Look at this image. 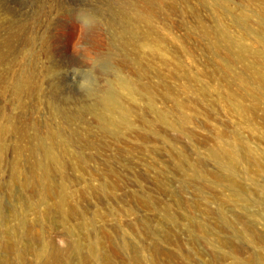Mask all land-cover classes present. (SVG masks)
I'll return each mask as SVG.
<instances>
[{"label": "rangeland", "instance_id": "374dc122", "mask_svg": "<svg viewBox=\"0 0 264 264\" xmlns=\"http://www.w3.org/2000/svg\"><path fill=\"white\" fill-rule=\"evenodd\" d=\"M123 1L0 0V264H264V0L165 6L160 32L136 34L144 46L110 26ZM110 91L130 128L102 130ZM242 143L257 161L244 156L232 184L212 151Z\"/></svg>", "mask_w": 264, "mask_h": 264}, {"label": "bare ground", "instance_id": "6f19581e", "mask_svg": "<svg viewBox=\"0 0 264 264\" xmlns=\"http://www.w3.org/2000/svg\"><path fill=\"white\" fill-rule=\"evenodd\" d=\"M119 1H121V0H118V2ZM131 1V0H130ZM130 1H127L125 4H123V5H120V8H119V13H117L116 14V12H118V10L115 12L114 10H111V14H109V17H111V19L109 20V23H110V26H112V27H116V26H119L120 27V32H121V34H122V36L124 37L123 38V40H124V42H123V44L124 45H129V44H132L133 43V41H134V44H136V46H144L143 45V42L142 41H137V39L135 40V38H136V34H139V35H141L143 38H145L146 40L145 41H147V39H150V38H152V37H150L149 38V36L154 32V31H158L159 30V32H160V29H158L157 28V24L155 25V23H154V20H156L155 18H157V17H161L162 15H164V14H166L167 13V11H166V7L167 6H169V7H171V5H172V7L174 6H176V8H177V4L179 3V2H187V4H188V1H193V2H196L197 4H203V3H207V2H214V3H212V4H216L215 5V7L214 8H218V7H216V6H221V4L220 3H225V1L223 2V0H136V3L134 2V3H132V2H130ZM134 1V0H133ZM115 2H113L112 3V5L114 4ZM191 3V2H190ZM119 4V3H118ZM121 4H122V2H121ZM182 5V4H181ZM207 5V4H206ZM166 6V7H165ZM183 6V5H182ZM199 6V5H198ZM204 6V5H203ZM202 6V7H203ZM212 6H214V5H212ZM223 6V5H222ZM228 6H230V5H228ZM228 6H227V2L225 3V6H224V9L223 10H227L228 11ZM113 8V7H112ZM111 8V9H112ZM115 8V7H114ZM181 8V7H180ZM180 8L178 7V9L180 10ZM184 8H185V6H184ZM210 8V7H209ZM213 8V7H212ZM222 8V7H221ZM231 8V7H230ZM110 9V8H109ZM187 9V8H186ZM211 9V8H210ZM169 10H171L170 8H169ZM177 10V9H176ZM176 10H175V13H176ZM179 10H177V11H179ZM188 10V9H187ZM191 10H193V9H191ZM190 10V11H191ZM201 10V9H200ZM218 11V10H217ZM217 11H216V13H217ZM186 12V11H185ZM184 12V13H185ZM214 12V14H215V10L213 11ZM222 12H224V11H222ZM230 12V11H229ZM172 13V12H171ZM179 13H180V11H179ZM193 13H195V12H193ZM211 13V12H210ZM225 13V12H224ZM227 13V12H226ZM242 13H244V12H242ZM242 13L240 14V15H242ZM169 14V13H168ZM173 14V13H172ZM182 14V13H181ZM186 14V13H185ZM184 14V15H185ZM189 14V13H188ZM188 14H187V16H188ZM192 14V13H191ZM195 14H198V10H196V13ZM200 14H201V12H200ZM223 14V13H222ZM230 14V13H229ZM231 14H233L232 12H231ZM111 15V16H110ZM169 15H171V14H169ZM169 15H167V16H169ZM202 15V14H201ZM201 15H200V17H201ZM227 15V14H226ZM237 15V14H236ZM194 16V15H193ZM211 16H215V15H213V13L211 14ZM221 16H223V15H221ZM231 16H234V14L233 15H231ZM238 16V15H237ZM160 17H159V19H160ZM218 17V16H217ZM228 17H229V15H228ZM249 15L248 14H244L242 17L240 16V18L241 19H239V23H241V25H243L244 26V28H245V34H246V32L249 30V27H248V25H249ZM77 19H78V21H79V23L80 24H82L83 26H86L87 27V30L88 31H90V30H93V28H95V25L97 24V20L95 19V17L92 15V14H88V13H78V15H77V17H76ZM195 18H196V16H195ZM220 18V17H219ZM251 18V17H250ZM204 19V18H203ZM213 19V18H212ZM216 19V18H215ZM220 19H222V18H220ZM234 19H236V17H234ZM219 20V19H218ZM224 20V19H223ZM202 21V20H201ZM237 21V20H236ZM157 22V21H156ZM216 22V21H215ZM220 22V21H219ZM158 23V22H157ZM204 23V22H203ZM222 23V22H221ZM220 23V24H221ZM200 24V23H199ZM238 24V23H237ZM197 25V24H196ZM212 25V24H211ZM215 25H216V23H215ZM223 25V24H222ZM240 25V24H239ZM202 26V25H201ZM227 26V25H226ZM85 27V28H86ZM197 27V26H196ZM196 27H194L195 29H196ZM199 27V26H198ZM203 27H207L206 25L204 26V24H203ZM212 27V26H211ZM210 27V28H211ZM214 27V26H213ZM261 27V29H262V32L264 33V25H261L260 26ZM193 28V29H194ZM209 28V27H208ZM223 30H224V34H225V37L226 38H228L229 40H231L232 41V43H231V45L232 46H234L236 49H237V51H238V49H240L242 52L243 51H245V50H248L249 49V47H248V45L245 43V41L244 40H242L241 38H232L231 36H230V34H229V32L227 31V30H229V29H227V30H225L224 29V27H221ZM228 28V27H227ZM112 29V28H111ZM201 29V28H200ZM204 29V28H203ZM222 29L220 30V31H222ZM118 30V31H119ZM197 30V29H196ZM202 30V29H201ZM200 30V31H201ZM208 31H209V29H207ZM215 29H213V31H214ZM244 30V29H243ZM114 31V30H113ZM116 31V30H115ZM205 31V30H204ZM204 31H203V33H204ZM216 32H217V30H216ZM244 32V31H243ZM115 33H117V32H115ZM155 33V32H154ZM153 33V34H154ZM206 33V32H205ZM204 33V34H205ZM120 34V33H119ZM156 34V33H155ZM202 34V33H201ZM206 34H208L209 35V33H206ZM205 34V35H206ZM213 33L211 32V35H212ZM223 34V33H222ZM224 34H223V36L221 35L220 37H224ZM2 35V29H0V36ZM138 35V36H139ZM215 35V34H214ZM151 36H153V35H151ZM162 36V35H161ZM207 36V35H206ZM217 36H218V34H217ZM209 37V36H208ZM216 37V36H215ZM215 37H213L214 39H215ZM224 37V38H225ZM137 38H139V37H137ZM142 38V39H143ZM157 38V37H156ZM159 38H161V37H159ZM158 38V39H159ZM211 38V37H210ZM223 38V39H224ZM151 40H153V39H151ZM161 40V39H160ZM211 40H213V39H211ZM226 40V39H225ZM7 41V38L6 39H4V40H0V45L2 44V42H6ZM9 41V40H8ZM154 41H155V39H154ZM159 41V40H158ZM158 41H156L157 43H149V44H152L156 49H157V47H159V49H160V46H158ZM142 42V43H141ZM152 42V41H151ZM160 42V41H159ZM210 42V41H209ZM213 42V41H212ZM215 42H217V40L215 41ZM222 42V41H221ZM227 42H228V40H227ZM161 43V42H160ZM218 43H220V42H217V44ZM224 43V42H223ZM222 43V44H223ZM9 44L11 45V46H13V44H11L10 42H9ZM133 44V45H134ZM148 44V43H147ZM216 44V43H215ZM227 44V43H226ZM123 45V46H124ZM212 45V44H211ZM228 45V44H227ZM263 45H264V40H263ZM130 46V45H129ZM135 46V45H134ZM133 46V47H134ZM150 46V45H149ZM157 46V47H156ZM208 46H209V43H208ZM223 46H226V45H223ZM222 46H220V48H221ZM226 47H228V46H226ZM226 47H225V49H226ZM234 47H232V48H234ZM128 48V47H127ZM139 48V47H138ZM137 48V49H138ZM141 48V47H140ZM139 48V49H140ZM219 48V47H218ZM10 50H13V48L12 47H10L9 48ZM133 49V48H132ZM143 48H141V50H142ZM150 49H152V48H150ZM211 49V48H210ZM216 49V48H215ZM215 49H211L212 51H214ZM229 49H231V47L229 46ZM153 50H154V48H153ZM136 51V50H135ZM144 51V50H143ZM143 51H142V53H143ZM155 51V50H154ZM220 51V50H219ZM228 51V50H227ZM231 51H232V49H231ZM230 51V52H231ZM141 52V51H140ZM156 52V51H155ZM229 52V51H228ZM234 52V51H233ZM213 53H215V52H213ZM232 53V52H231ZM230 53V54H231ZM240 53V52H239ZM137 54V56H139L138 54H140V53H136ZM215 54H217V53H215ZM228 54V53H227ZM233 54V53H232ZM141 55H143V54H141ZM143 56H146V55H143ZM233 55H231V57H232ZM235 56H236V53H235ZM239 56V55H238ZM155 57V56H154ZM234 57V56H233ZM242 57H243V55H242ZM229 58H230V56H229ZM244 58V57H243ZM0 59H1V54H0ZM140 59H141V56H140ZM145 59H147L146 57H145ZM142 60H143V58H142ZM141 61V60H140ZM147 61V60H146ZM2 62V61H1ZM150 62V61H149ZM140 63V62H139ZM143 63V62H142ZM136 64H138L137 63V61H136ZM149 64V63H148ZM106 66V65H105ZM103 67V66H102ZM229 67V66H228ZM228 67H227V71H228ZM109 68V67H108ZM111 68V67H110ZM109 68V69H110ZM112 69H113V67H112ZM114 69H115V67H114ZM106 70H108V69H106ZM111 70V69H110ZM119 71V70H118ZM115 72V71H114ZM116 75L118 74V73H115ZM111 75V74H110ZM0 76H1V74H0ZM119 76V75H118ZM110 77V76H109ZM108 77V78H109ZM116 77V76H115ZM123 77V76H122ZM258 77H260L261 78V80H264V74H259L258 75ZM115 78H113V80H114ZM119 79V78H118ZM112 80V79H111ZM122 80V79H121ZM128 80V79H127ZM117 82V81H116ZM121 82V81H120ZM118 83H119V81H118ZM143 83V82H142ZM111 84H113V83H110V85ZM145 84V83H144ZM109 85V86H110ZM114 85V84H113ZM119 85L121 86V85H123L125 88H124V90H126V91H124V92H126V93H128V97L129 96H131V97H136V89L138 88L137 86H139L140 84H139V82H138V84H137V86H136V84L135 83H133V82H131L130 80H128V81H126V82H121V84L119 83ZM123 86H122V88H123ZM108 87V86H107ZM111 87V86H110ZM122 88H120V89H122ZM142 87H140V89H141ZM143 88H145V87H143ZM147 88V87H146ZM103 91L105 90V89H102ZM106 90H107V88H106ZM119 90V89H118ZM147 90V89H146ZM108 91V90H107ZM138 91V90H137ZM250 91V90H249ZM100 92V91H99ZM263 92H264V90H263ZM102 93V92H101ZM103 94V93H102ZM100 94V99H99V105L98 106H102L103 107V109L106 111V113H108V114H105L104 112H103V110H102V112L104 113V115H106V116H103L104 118H103V123H102V125H100L101 127H103L102 128V130H106V131H109V133H110V131H116V132H118L120 129H123V128H130L131 127V125H133L132 123V120H131V117H130V113H129V111H130V109H129V107H127V104L126 105H124L125 103H123V101H122V98H121V96H119L120 94L118 93V92H113V91H110V92H107V93H105V94ZM124 95H126V94H124ZM98 96V95H97ZM126 97H127V95H126ZM152 99L153 97H149V99ZM98 99V98H97ZM97 101V100H96ZM151 102H152V100H150ZM96 103V102H95ZM97 104H95V106H96ZM88 106V105H87ZM91 106V105H90ZM95 106H93L94 107V109H95V111H97L96 109L97 108H99V107H96L95 108ZM89 107V106H88ZM86 108V107H85ZM90 108V107H89ZM154 109V108H153ZM92 110V109H91ZM101 110V109H100ZM132 111V110H131ZM79 112V111H78ZM99 112H101V111H99ZM101 112V113H102ZM96 113V112H95ZM100 114V113H99ZM158 114H159V117L161 118V119H163L164 121L166 120V115L163 113V111L161 112V110L158 112ZM101 115V114H100ZM96 116H98V115H96ZM97 118V117H96ZM99 118H101V117H99ZM161 119H159V120H161ZM101 121H102V119H100ZM165 122H167V121H165ZM57 135V133H52V136H56ZM242 147H243V153H241L240 152V150L234 145V144H222V145H219L216 149H214L213 151H212V156L215 158V160L217 159V160H219L220 161V163L222 164V168H223V166L224 167H226L228 170H229V174H230V176H229V178H230V181L232 182V184H234V183H236L237 182V179H236V177H235V170H236V167L238 166V164L242 161V159H243V157L244 156H248V157H252L253 158V160L254 161H257V155H256V153L254 154V152L251 150V148L248 146V145H246V144H243L242 143ZM46 158L43 160V161H41L42 162V167H43V171H44V173L45 174H47V176H50L51 175V172H52V170H53V168H54V166L56 165V156L53 154V152H52V150L50 149V148H47L46 150ZM210 154V153H209ZM213 158V159H214ZM218 162V161H217ZM227 170V171H228ZM45 190L48 192V193H50L51 191H52V188H51V185H50V183L49 182H47V183H45ZM239 196V195H238ZM240 198V197H239ZM238 198V199H239ZM59 256H58V253H54L53 255H52V257H51V259H50V261L54 258H58ZM260 260V259H259ZM262 261V260H261ZM262 264V263H261Z\"/></svg>", "mask_w": 264, "mask_h": 264}]
</instances>
